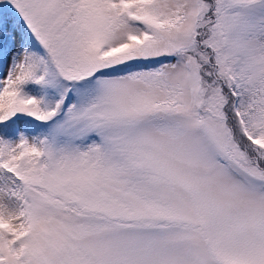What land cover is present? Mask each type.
Masks as SVG:
<instances>
[{"label": "snow or ice", "instance_id": "1", "mask_svg": "<svg viewBox=\"0 0 264 264\" xmlns=\"http://www.w3.org/2000/svg\"><path fill=\"white\" fill-rule=\"evenodd\" d=\"M0 264H264V0H0Z\"/></svg>", "mask_w": 264, "mask_h": 264}]
</instances>
